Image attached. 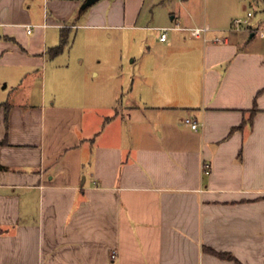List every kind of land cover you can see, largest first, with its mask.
Here are the masks:
<instances>
[{
  "label": "crops",
  "instance_id": "1",
  "mask_svg": "<svg viewBox=\"0 0 264 264\" xmlns=\"http://www.w3.org/2000/svg\"><path fill=\"white\" fill-rule=\"evenodd\" d=\"M84 1L0 0V264H264V38L206 2Z\"/></svg>",
  "mask_w": 264,
  "mask_h": 264
},
{
  "label": "rangeland",
  "instance_id": "2",
  "mask_svg": "<svg viewBox=\"0 0 264 264\" xmlns=\"http://www.w3.org/2000/svg\"><path fill=\"white\" fill-rule=\"evenodd\" d=\"M176 1V0H175ZM177 2V1H176ZM196 2L201 6L204 2L208 3V7H213V10H230L232 11V13H234L236 16L235 17H240V18H245V15L247 13V11L249 10H253L254 7H256L258 9V12H256V17L253 19V23H255L257 21V19H259V17L261 16V14H264V0H255L254 3H252L251 0H196ZM159 3V2H158ZM242 3V5L245 6V9L242 10L238 9L237 6L238 4ZM162 4H156L155 6L152 7V12H150V14L147 16V21L145 22L144 25H150V26H162L164 21H169L170 20V14L168 9H164V7L161 6ZM178 6V4L176 5ZM151 9V8H150ZM177 9V7H176ZM212 10V11H213ZM154 16V21L151 22V17ZM149 33H151L153 36H157L158 38V32H153V31H149ZM170 32H168L169 34ZM136 36L134 38V43H133V53L131 58H137L138 61L140 59V57L142 56L143 52H144V46L141 45V43L143 42L142 40V34H140V32L134 33ZM144 34V32H143ZM93 40H97L100 43H108L109 39L105 36V34L102 33H98V34H93ZM116 46H115V51L119 52L120 50L123 51V41L120 40V38H116ZM103 46V45H102ZM120 55V54H119ZM118 55V57H119ZM127 67V71H129V73H135L136 70L139 68V62L137 64H130L127 63L126 64ZM0 74H3L0 73ZM3 75H0V78ZM6 80H1L0 82V88L5 87L6 84ZM10 91V84H9V88L4 89L3 92L4 94H7Z\"/></svg>",
  "mask_w": 264,
  "mask_h": 264
},
{
  "label": "built area",
  "instance_id": "3",
  "mask_svg": "<svg viewBox=\"0 0 264 264\" xmlns=\"http://www.w3.org/2000/svg\"><path fill=\"white\" fill-rule=\"evenodd\" d=\"M256 12H258V9L256 7L253 8V10L247 11L245 18L237 17L232 20L230 28L232 30L240 31L244 30L248 33L255 34L260 38H264V14H261L259 19L255 23H253V19L256 17ZM160 32V40L165 41L167 39V34L169 30L177 29L176 27H163V28H156ZM190 34L193 37L196 38H203L205 41L207 40L206 34L211 31L210 26L204 25L199 27H193V28H186ZM28 33L31 32V27H27ZM215 43H223L225 39L221 37H215L212 39ZM185 125L190 127L192 130H197L200 127V123L196 120L187 118L184 121ZM203 172L205 174H208L210 172V165L207 163H204L202 165ZM115 257V254L112 255V258Z\"/></svg>",
  "mask_w": 264,
  "mask_h": 264
},
{
  "label": "trees",
  "instance_id": "4",
  "mask_svg": "<svg viewBox=\"0 0 264 264\" xmlns=\"http://www.w3.org/2000/svg\"><path fill=\"white\" fill-rule=\"evenodd\" d=\"M67 41H68V35L64 31L61 33V38H60L59 44L50 50L51 56L55 57V56L59 55L64 50V48L67 44ZM1 108H4L5 113L7 114V112L9 111L10 105L6 104V103H0V109Z\"/></svg>",
  "mask_w": 264,
  "mask_h": 264
},
{
  "label": "water",
  "instance_id": "5",
  "mask_svg": "<svg viewBox=\"0 0 264 264\" xmlns=\"http://www.w3.org/2000/svg\"><path fill=\"white\" fill-rule=\"evenodd\" d=\"M99 0H85L84 3L81 6L82 10H86L88 7L92 6Z\"/></svg>",
  "mask_w": 264,
  "mask_h": 264
}]
</instances>
